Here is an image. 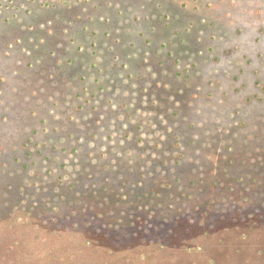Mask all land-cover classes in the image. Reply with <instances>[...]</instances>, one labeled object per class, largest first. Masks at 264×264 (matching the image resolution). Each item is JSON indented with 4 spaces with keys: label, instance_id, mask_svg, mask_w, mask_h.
Masks as SVG:
<instances>
[{
    "label": "rangeland",
    "instance_id": "374dc122",
    "mask_svg": "<svg viewBox=\"0 0 264 264\" xmlns=\"http://www.w3.org/2000/svg\"><path fill=\"white\" fill-rule=\"evenodd\" d=\"M248 220L264 223V0H0L16 264L200 254Z\"/></svg>",
    "mask_w": 264,
    "mask_h": 264
},
{
    "label": "trees",
    "instance_id": "16d2710c",
    "mask_svg": "<svg viewBox=\"0 0 264 264\" xmlns=\"http://www.w3.org/2000/svg\"><path fill=\"white\" fill-rule=\"evenodd\" d=\"M247 224L248 226L240 222L235 223L234 230L237 229L238 231L236 235L234 233L224 234L217 241L212 239L211 242H205V245L200 244L204 247L199 251L201 255L196 253L195 250L189 249L192 247L180 244H176L178 249L172 251V254L162 253L168 252L167 250L169 249L166 248L165 244H161L157 245L158 253L152 252L150 254L145 252L146 245H143L138 248L140 251L135 254L134 250L132 252L131 250L123 252L112 251L100 253L99 260L89 257L86 260L83 258L78 261L80 264H264V223L258 229L254 227L253 223H250V220L247 221ZM171 246L173 247V245ZM9 247H13L12 243L5 242L0 245V250L3 251L0 253V264H16L19 261L17 258L19 254H10L11 251L7 249ZM89 248L94 249L95 247L89 246ZM154 248L156 247L154 246ZM112 253L117 257H114ZM45 254L44 252L41 254L37 253V257L26 258V253H24L21 262L22 264H40V260L47 258L43 259ZM202 254H205L206 257ZM58 256L60 258L61 255L58 254ZM53 259V262L57 261L58 263L64 260L62 257L56 260L58 258L55 256H53ZM83 260L85 261L82 262ZM69 264L79 263L69 261Z\"/></svg>",
    "mask_w": 264,
    "mask_h": 264
}]
</instances>
